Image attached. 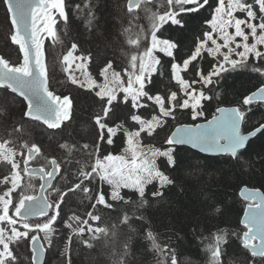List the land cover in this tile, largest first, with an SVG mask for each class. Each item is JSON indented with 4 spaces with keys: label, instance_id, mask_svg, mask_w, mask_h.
Returning <instances> with one entry per match:
<instances>
[{
    "label": "snow or ice",
    "instance_id": "6c2138e0",
    "mask_svg": "<svg viewBox=\"0 0 264 264\" xmlns=\"http://www.w3.org/2000/svg\"><path fill=\"white\" fill-rule=\"evenodd\" d=\"M2 3L6 7L7 19L10 23V40L12 44L19 46L23 59L13 66L0 57V88L9 89L23 98L25 109L22 119L40 122L50 130L61 129L64 122L70 118L74 104L70 96L57 95L50 90L43 43L45 36L52 38L54 43L57 42L58 37L54 30L57 23L56 17L65 22L68 20L65 0H2ZM151 3L152 0H128L127 12L133 15L128 19V26L124 28V33L128 37L126 43L135 50L130 55L129 66L123 73V76L127 77L126 80L116 71H112L111 79H109L108 70L113 68V62L108 61L99 72L105 83L96 84L86 69L91 56H74L78 48L76 43L71 45V49L63 56L62 61L67 65L63 70L69 73L67 78L72 85L88 88V90L99 88L95 91V96L99 98L102 105L103 116L96 115L94 118L95 125L101 130L98 138L101 142L106 141L111 145L114 143L113 137L118 132H122L128 145L127 152L131 154L130 161L125 160L123 156L109 154L101 159L97 155L95 163L78 169V181L68 186L66 190H62L53 185V180L61 171V165L56 159L50 160L51 170L43 167L39 169L29 167V161L41 153V149L35 143L31 146L26 142L20 145L21 149L27 150V155L21 153L20 159H17V149L9 146L11 143L9 140L0 143V160L9 164L12 172L10 178L5 177L3 181H0L5 185L11 183V187L0 195V222L8 226H0V264H17V257L10 248V244L19 246L21 242L29 240L32 264H36L45 251L44 246L38 244L40 239L38 233H44V239L51 246L55 232L53 226L60 216L62 204L69 194L78 191L87 196L91 188L86 186V182L90 185L98 180L101 184H107L111 188V201L117 202L128 203L121 195V189H132L140 197L139 208L151 207L152 203L146 197L148 185L155 184L152 197L158 201H163L166 188L175 185L174 179L160 169L157 160L165 159L168 168L174 169L177 164V146L189 145L201 153L238 159L240 151L246 149V142H249L250 137H255L258 133L264 136V124L247 135L242 133L241 125L245 122L246 111L241 107H218L217 114L205 123H186L177 126L166 137L165 144L168 147L163 150L154 148L151 144H142L143 139L153 137L158 129H163L169 119H177L178 111L190 112L192 121L204 117V102L212 99L205 91L208 86L218 83L224 74L230 71L247 68L250 57L264 60V50H261L264 47V0H255L258 13L254 10L253 4L245 0H217L214 8L211 0H167V8L162 13L152 12L151 8L144 7L143 11L150 13V44L140 51L141 40L147 39L148 33L140 26L139 17L134 13L142 5ZM76 7L77 10L81 8L80 5ZM88 7V23L91 26L95 17L90 10L91 6ZM206 7L212 8L211 18L205 20L210 30L203 31L202 36L195 43L194 51L187 58H182L181 62H177L174 52L178 51V43L170 38L161 39L158 33L166 31L165 26L184 28L185 15L200 13ZM237 12L244 13L245 18H238L235 15ZM133 29L136 30L134 33ZM156 52L172 58L170 79L175 81L182 95L177 91H170L166 95L150 93L149 86L152 84L153 75L157 73L163 75L158 67L161 65V60L154 54ZM204 53L215 61L207 74L193 63ZM75 61H79L75 64V69L83 73L84 81L70 73ZM193 70L194 75L199 77L198 80L189 81L182 75ZM252 70L264 75L262 67H254ZM196 84L201 85L200 89L194 87ZM117 93L123 94L122 100ZM114 102H122L129 107L130 119L134 122L129 128L123 125L108 126L107 118L113 111V108L109 106H114ZM148 102H151L158 112L151 119H144L137 113L138 110L149 107ZM256 102L264 103V86L243 99L245 106ZM22 127L23 125L16 127L14 132H21ZM60 147L67 146L62 144ZM82 147L88 150L90 146L84 144ZM100 150L101 144L92 146L93 152L99 153ZM21 171L29 176L39 172L43 182L40 184L39 192L35 194L21 192L16 199L13 193L20 187ZM47 189H51V192L45 194ZM240 194L247 201L243 219L240 221L246 231H243L242 235L240 233H232V235L241 241L242 247L253 258H260V264H264V194H261L258 189H250L246 186L241 189ZM91 206L112 209L114 204L109 202L101 191L96 194L95 203ZM212 211L219 213L221 210L214 208ZM34 217H43L44 220L43 222L33 221ZM88 217V220L82 222L83 226L74 229L76 235L83 237L85 226L92 240L99 239L100 234H107L106 228L93 226V224L98 225L101 216L89 212ZM136 218L144 219L143 216ZM71 219L77 223L80 222L78 216H73ZM128 221L129 217L125 215L122 222L128 223ZM18 224L20 228L17 227ZM65 226L73 227L68 222H65ZM21 228L23 230H20ZM220 231L223 232V230ZM146 236L151 241L153 249L163 257L159 264H167L169 256L170 264H177L175 249L169 245L161 247L150 229H146ZM224 242V235L217 234L215 246L207 247L206 251L210 253L209 264H221L220 245ZM83 243L92 247L88 239H84ZM250 264H256V261H250Z\"/></svg>",
    "mask_w": 264,
    "mask_h": 264
},
{
    "label": "trees",
    "instance_id": "16d2710c",
    "mask_svg": "<svg viewBox=\"0 0 264 264\" xmlns=\"http://www.w3.org/2000/svg\"><path fill=\"white\" fill-rule=\"evenodd\" d=\"M127 2L128 0H65L67 22L56 17L55 31L58 40L54 43L53 39H47L45 42L49 86L57 95H72L74 104L70 120L61 129L49 130L37 121L22 119L25 109L23 101L8 90L0 88V143L9 140L11 142L9 146L16 148L17 152L23 155L27 150L21 149L20 145L26 142L31 146L35 143L41 149V153L29 161V166L49 170L50 160L56 159L61 165V171L53 183L56 188L66 190L68 186L77 182L78 169L95 163L97 155L102 158L106 153H110L112 145L106 141L99 143L97 140L98 128L94 118L96 115L103 116L99 98L90 91L77 89L71 84L63 70L65 67L62 62L63 56L67 54L71 45L76 43L78 55L91 56L89 69L93 74L99 73L108 61H112L114 70L121 73L126 80L127 77L123 76V73L128 68L130 55L135 50L126 43L128 37L124 33L128 19L133 15L127 12ZM211 4L214 8L217 0H211ZM77 5L81 6L80 10H77ZM88 6H91L90 10L95 17L91 26L88 23ZM144 7L151 8L152 12L162 13L167 8V0H152L151 4L142 5L140 9L135 10L134 15L139 17L140 26L148 33L147 39L141 40L140 51L150 44V13H145ZM211 12L212 8L206 7L200 13L185 15L184 28L165 26L167 30L158 33L159 38H170L178 43V51L174 52L177 62H181L182 58H187L194 51L195 43L203 31L210 30L205 20L211 18ZM135 31L133 29V33ZM0 56L12 65H17L21 60L19 48L10 40V23L2 0H0ZM158 58L161 60L158 67L163 75L160 73L153 75L152 84L149 86L150 93L161 95H166L170 91L179 93L178 85L170 79L172 58L164 55H159ZM193 63L206 74L214 61L203 56ZM254 67L264 68V60L250 59L247 68L230 71L224 74L218 83L205 89L206 94L212 99L204 102L205 116L201 121L211 118L218 107L239 106L246 111L245 122L241 127L242 133H249L264 124L263 104L243 105L245 96L264 85V75L254 72L252 70ZM182 75L189 81L197 79L194 70ZM196 87L200 89L201 85ZM148 104L149 107L138 110L137 113L144 119H150L158 112L151 102ZM110 107L113 111L107 118L108 126L123 125L129 128L133 125L134 122L129 115L130 109L124 103L114 102V106ZM176 115L177 119H169L163 129H158L153 137H146L142 143L165 149L168 147L165 144L166 137L175 127L199 122L192 121L189 112L178 111ZM21 125H23L21 132H14V129ZM104 131L106 132V129ZM113 140V144L116 145L114 149L117 146L121 148L123 133ZM62 144L67 147L61 148ZM84 144L90 146L88 150L83 149ZM94 144H101L99 153L92 151ZM176 159L174 169L168 168L165 159L157 160L160 169L174 179L175 185L164 190L163 201L153 199L152 192L155 188H149L146 197L152 203L151 207L139 208V195L126 191L123 197L128 203L113 202L112 209L103 206L93 208L91 205L95 203V196L99 191L98 180L90 185L86 182V186L91 188L87 196L79 191L69 194L63 203L71 207L67 210L73 211L76 216L83 219H89V212L101 216L98 225H94L106 228L107 234H100L99 239L92 240L89 233H84L81 237L76 235L73 229L60 239L54 240L58 243L57 250L53 258L48 260L46 258L45 264H69V261L70 264H159L163 257L153 249L151 241L146 236V229L153 232L156 242L161 247L169 245L175 249L177 264H209L210 253L206 249L208 246H215L217 234L224 235L225 239L220 245L221 264H250L253 260L260 262V258H253L232 233L242 235L245 231L240 225V219L247 203L239 198L240 188L246 186L259 189L264 194V136L258 134L251 140L246 149L239 153L238 159L228 156H203L185 147H177ZM21 165L22 169L23 164ZM21 175L22 184L14 196L16 199L21 192L35 194L40 185L38 178L30 177L22 171ZM2 176L0 173V179ZM48 192H51V189L47 190L46 194ZM214 208L221 211L219 213L212 211ZM125 215L129 217L128 223L122 222ZM139 216H143L144 219H137ZM41 219L44 218L36 220ZM84 239H88L92 247L85 245ZM29 242L30 240L21 242L19 246H12L17 264H31ZM227 256L232 257L227 260ZM239 256L243 258L244 263L236 260ZM167 264H170V256Z\"/></svg>",
    "mask_w": 264,
    "mask_h": 264
},
{
    "label": "rangeland",
    "instance_id": "374dc122",
    "mask_svg": "<svg viewBox=\"0 0 264 264\" xmlns=\"http://www.w3.org/2000/svg\"><path fill=\"white\" fill-rule=\"evenodd\" d=\"M245 2H247V3H251V4H253V6H254V10L255 11H257V13H258V6H255V0H245ZM238 18H241V19H243V18H245V14L244 13H240V12H237L236 14H235ZM54 30H55V26H54ZM229 31H233V29H229ZM47 39H52V38H49V37H47V36H45L44 37V43H43V49H44V51H45V42H46V40ZM237 39H239V38H237ZM249 42L251 43V38H250V40H249ZM218 43H222V41H218ZM209 46H211L210 45V43H209ZM71 49V48H70ZM69 49V50H70ZM68 50V51H69ZM261 50H264V47H262L261 48ZM226 51V50H225ZM157 57L159 56V55H164L163 53H161V52H156V53H154ZM74 56H81V55H78L76 52L74 53ZM165 56V55H164ZM203 56H207L209 59H211V60H213V58L212 57H210V56H208L207 55V53H204V54H202V57ZM202 57H199V58H202ZM235 58V57H234ZM250 59H253L254 61H257L256 59H254V58H252V57H250L249 58V60ZM45 60H46V58H45ZM214 61V60H213ZM20 62H21V60H20ZM76 63H79V61H75L73 64H72V68L70 69V73L71 74H74L79 80H81V81H84L85 80V76L83 75V73L81 72V71H79V70H76L75 69V64ZM214 63H215V61H214ZM45 64H46V61H45ZM12 65V64H11ZM65 65V67H67V65L66 64H64ZM13 66H15V65H13ZM64 67V68H65ZM86 69H87V73H88V75L94 80V81H96V84H98V85H103L104 83H105V81H104V78L102 77V76H100L99 75V73H97V74H93L91 71H90V69H89V63L86 65ZM112 71H115L114 70V68H112V69H109L108 70V76H109V79H111V75H112ZM209 71H211V69L209 70ZM208 71V72H209ZM100 72V71H99ZM207 72V73H208ZM206 73V74H207ZM66 75L68 76L69 75V73H66ZM123 78V77H122ZM196 78H197V80L199 79V77H197L196 76ZM175 82V81H174ZM197 85H200V84H196L194 87H196ZM77 89H81V90H86V91H90L94 96H95V91H98L99 90V88H94V89H92V90H88V88H81V87H78V86H76V85H74ZM111 86V85H110ZM197 88V87H196ZM198 89V88H197ZM118 95H120V97L122 98V96H123V94L122 93H117ZM181 95H182V93H180ZM74 95V94H73ZM16 96V95H15ZM72 95H70V98H72L71 97ZM110 107V106H109ZM158 110V109H157ZM190 113V112H189ZM151 119V118H150ZM202 119H204V117H202V118H200V119H198L197 121H199V122H201V120ZM195 122V121H194ZM63 127V126H62ZM61 127V128H62ZM137 127H138V125H137ZM97 128H98V126H97ZM50 130V129H49ZM101 130L98 128V133L100 132ZM121 132H118L117 133V135L115 136V137H113V138H117L118 136H119V134H120ZM123 144H122V147L120 148V147H118L117 146V148L116 149H114L115 147H116V145L115 144H112L111 145V149H110V153H106L104 156H107V155H109V154H111V155H113V156H123L124 158H125V160H128V161H130V159H131V154L130 153H128L127 152V148H128V145H127V143H126V139H125V137H124V135H123ZM97 140H99V138L97 139ZM99 143L101 142L100 140L98 141ZM143 144V143H142ZM161 150H163V149H161ZM27 152V151H26ZM21 153H19L18 152V155H17V159H20L21 158V155H20ZM27 153H25V155H26ZM101 159H103V157L101 158ZM22 166V165H21ZM0 173L3 175L2 177L3 178H1L0 179V181H3L4 180V178L5 177H11V174H12V172H11V166L9 165V164H7L5 161H3V160H0ZM22 179H23V177H22V175H21V173H20V180H19V183H20V186H21V184H22ZM11 187V183L9 182L7 185H5L4 183H2V182H0V195H3V193L5 192V191H7V189L8 188H10ZM155 188V184H153V185H148L147 186V188H146V192L148 191V189L149 188ZM18 189V188H17ZM17 189H16V191L13 193V197L15 196V194H16V192H17ZM103 192L104 194H105V197H106V199H108L109 200V202H111V203H113V202H117V201H111V188H110V186H108L107 184H101L100 182H99V191H98V193L99 192ZM126 191H131V192H135L134 190H132V189H121V195L123 196V193L124 192H126ZM136 193V192H135ZM138 194V193H137ZM71 208V207H70ZM69 208V206L67 205V204H62V207H61V209H60V216L58 217V220H57V222H56V224L53 226L54 228H55V232H54V234H53V236H52V244H51V246H49L48 245V243H47V241L44 239V233H42V232H40V233H38V235H39V237H40V239H41V241L43 242V244H44V246H45V249H46V253H47V255H46V258H47V260H48V258H51L53 255H54V252L57 250V244L58 243H56L54 240L56 239V240H58V239H60L61 238V236H64V235H66V234H68L69 233V231H72L73 229H76V228H78V227H80V226H83V224H82V222L84 221V220H88V219H83V218H81L80 216H78V217H80V222L79 223H77L76 221H74V220H72L71 218L73 217V216H76V214L75 213H73V211H69V210H67V209H70ZM11 214V213H10ZM243 214V213H242ZM43 220L44 219H41V220H39V221H41V222H43ZM65 222H68V223H71L72 225H73V227L72 228H68V227H66L65 226ZM0 226H3V227H8L6 224H4V223H2V222H0ZM93 226H95L94 224H93ZM17 227L18 228H20V225L18 224L17 225ZM20 230H23L22 228L20 229ZM85 233H87V228H86V226H85ZM10 234V233H9ZM30 243V242H29ZM12 246L13 247H15V246H17L16 244H10V248L12 249ZM31 256V255H30ZM232 256H230V258H231ZM53 258V257H52ZM228 256L226 257V259L227 260H229L230 259ZM238 259L241 261V262H243V258L242 257H237V261H238ZM46 260V261H47ZM232 260V259H231ZM244 263V262H243ZM256 264H260V262H256Z\"/></svg>",
    "mask_w": 264,
    "mask_h": 264
},
{
    "label": "water",
    "instance_id": "95a60500",
    "mask_svg": "<svg viewBox=\"0 0 264 264\" xmlns=\"http://www.w3.org/2000/svg\"><path fill=\"white\" fill-rule=\"evenodd\" d=\"M127 6H128V2H127ZM5 9H6V7H5ZM137 10V9H136ZM15 45V44H14ZM18 48H19V46L18 45H16ZM43 51H44V49H43ZM20 55H21V61H22V59H23V57H22V54L20 53ZM1 57V56H0ZM45 51H44V61H46L45 60ZM262 86H264V85H262ZM261 86V87H262ZM3 89H6V88H3ZM259 89V88H258ZM258 89H256L255 91H257ZM6 90H8L10 93H12L9 89H6ZM255 91H253V92H255ZM12 94H14V95H16L18 98H20L22 101H23V98L22 97H19L17 94H15V93H12ZM251 94V93H250ZM249 94V95H250ZM254 104H263L264 105V103H259V102H256V103H254ZM223 107H234V106H223ZM215 114H217V113H215ZM71 115H72V112H71ZM71 115H70V118H71ZM70 118L67 120V121H65L64 122V124L65 123H67L69 120H70ZM212 118V117H211ZM210 118V119H211ZM206 121H202V122H197V123H205ZM40 123V122H39ZM63 124V125H64ZM43 125V124H42ZM62 125V126H63ZM43 126H45V125H43ZM61 126V127H62ZM46 127V126H45ZM241 127H242V125H241ZM47 128V127H46ZM176 128V127H175ZM175 128L172 130V131H174L175 130ZM255 130V129H254ZM254 130H252L251 132H253ZM250 133V132H249ZM171 134V133H170ZM169 134V135H170ZM243 134H245V135H247L248 133H243ZM259 134V133H258ZM257 134V135H258ZM256 135V136H257ZM255 136V137H256ZM255 137H250V140H249V142L251 141V140H253ZM249 142H246V146H247V144L249 143ZM177 147H185V148H188V149H190V150H192V151H194V152H197V153H199V154H201V155H203V156H208V157H218V156H224V155H211V154H205V153H201L198 149H193V148H191V146H189V145H182V146H177ZM242 151V150H241ZM240 151V152H241ZM27 153V152H26ZM27 155V154H26ZM30 168H35V169H39V168H41V167H39V166H34V165H30L29 166ZM49 170H51V168L49 169ZM29 176V175H28ZM57 176H58V174H57ZM56 176V177H57ZM30 177H36V178H38L39 179V181H40V184L43 182L42 180H41V178H40V175H39V172H36L35 174H33V175H31ZM56 179V178H55ZM55 179L53 180V183H54V181H55ZM245 186H243V187H241L240 188V190H239V192H238V195H239V198L241 199V200H243V201H245L244 200V198L241 196V189L242 188H244ZM250 189H252V188H250ZM47 190H49V189H47ZM47 190H46V192H47ZM259 190V189H258ZM40 191V185H39V188H38V192ZM260 191V193L261 194H263V192L261 191V190H259ZM46 192H45V194H46ZM246 203H247V201H245ZM243 216H244V211H243V214H242V216H241V219H243ZM39 218H43V217H34L33 218V220H35V219H39ZM241 219H240V221H241ZM240 225L244 228V226L240 223ZM245 231H246V229H244ZM38 244H42L43 246H44V244H43V242L41 241V239H39V241H38ZM29 247H30V252H31V242H30V244H29ZM44 249H45V247H44ZM250 254V253H249ZM46 255H47V253H46V249H45V251H44V253H43V255L41 256V257H39L38 258V260H37V262H36V264H45V262H46ZM251 255V254H250ZM31 264H32V252H31Z\"/></svg>",
    "mask_w": 264,
    "mask_h": 264
}]
</instances>
